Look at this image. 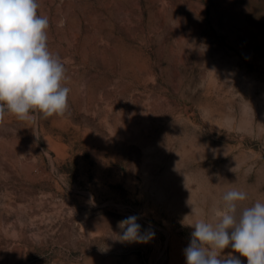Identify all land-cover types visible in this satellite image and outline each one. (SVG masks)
Masks as SVG:
<instances>
[{
    "label": "rangeland",
    "instance_id": "1",
    "mask_svg": "<svg viewBox=\"0 0 264 264\" xmlns=\"http://www.w3.org/2000/svg\"><path fill=\"white\" fill-rule=\"evenodd\" d=\"M37 3L68 109L0 121V264H186L228 191L264 203V0Z\"/></svg>",
    "mask_w": 264,
    "mask_h": 264
},
{
    "label": "clouds",
    "instance_id": "2",
    "mask_svg": "<svg viewBox=\"0 0 264 264\" xmlns=\"http://www.w3.org/2000/svg\"><path fill=\"white\" fill-rule=\"evenodd\" d=\"M37 0H0V121L6 113L29 120L31 113L44 118L64 115L70 89L64 86L66 69L58 55L47 46L46 16L38 15ZM246 193L230 190L223 205L213 210V220L201 219L189 224L194 231L184 255L186 264H241L228 253L247 258V264H264V203L238 209ZM138 217L118 222L121 242L147 243L155 233L141 232Z\"/></svg>",
    "mask_w": 264,
    "mask_h": 264
}]
</instances>
